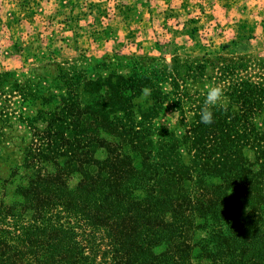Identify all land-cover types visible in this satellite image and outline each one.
Returning a JSON list of instances; mask_svg holds the SVG:
<instances>
[{
	"label": "trees",
	"instance_id": "16d2710c",
	"mask_svg": "<svg viewBox=\"0 0 264 264\" xmlns=\"http://www.w3.org/2000/svg\"><path fill=\"white\" fill-rule=\"evenodd\" d=\"M121 59L0 72V132L36 112L0 137V264H264V53Z\"/></svg>",
	"mask_w": 264,
	"mask_h": 264
},
{
	"label": "rangeland",
	"instance_id": "374dc122",
	"mask_svg": "<svg viewBox=\"0 0 264 264\" xmlns=\"http://www.w3.org/2000/svg\"><path fill=\"white\" fill-rule=\"evenodd\" d=\"M76 6L67 11L64 0H47L44 11H40L34 17L25 16L22 21H10L0 33V72L13 71L16 75H40L53 79L57 75L58 65L66 66V62L82 64L85 60L89 64L105 59L116 64H126L127 60L121 59L124 56L138 54L133 46L126 44L122 38L126 36V31L119 27L116 20L117 14L105 12L100 3H94L92 9L90 0H76ZM74 3V2H73ZM130 16L129 14H120ZM114 18V19H113ZM112 19L113 23H110ZM157 31V30H156ZM159 43L155 49L143 53L147 58H166L171 61L173 54H189L191 57L200 56L204 47L199 44L195 37L188 41H179V44H166V35L157 34ZM181 44V45H180ZM225 48H220L218 53L225 54H257L264 53V44L245 43V40H229L225 43ZM216 46L209 44L212 51ZM251 48L250 51L249 48ZM253 49V51H252ZM216 50V49H215ZM216 52V51H215ZM214 51L210 55H215ZM141 54V53H140ZM95 60V61H94ZM45 84V81H42ZM15 116L12 119L13 127H7L0 132V137L4 139L19 140L29 138L32 132L25 127V118L31 119L36 112L31 105H21L20 102L13 104ZM22 114V121L18 114ZM176 113L168 109L159 119L160 122L172 125L176 120ZM10 160L0 159V178L9 177ZM1 183V182H0ZM13 188L9 184L6 190L0 188V200L9 201V195Z\"/></svg>",
	"mask_w": 264,
	"mask_h": 264
},
{
	"label": "crops",
	"instance_id": "0c3cea01",
	"mask_svg": "<svg viewBox=\"0 0 264 264\" xmlns=\"http://www.w3.org/2000/svg\"><path fill=\"white\" fill-rule=\"evenodd\" d=\"M46 1L0 0V33L8 22L17 24L24 14L34 17L44 11ZM75 1L64 0L62 4L70 11L77 5ZM94 3H100L107 13L117 14L113 21L126 31L122 41L138 54L155 49L159 30L166 35V44L195 37L204 47L201 54L217 52L229 40L264 44V0H90L85 5L93 9ZM209 44H216L212 51Z\"/></svg>",
	"mask_w": 264,
	"mask_h": 264
},
{
	"label": "clouds",
	"instance_id": "9594fccd",
	"mask_svg": "<svg viewBox=\"0 0 264 264\" xmlns=\"http://www.w3.org/2000/svg\"><path fill=\"white\" fill-rule=\"evenodd\" d=\"M151 88L144 86L141 89L140 99H145L151 95ZM227 102V97L224 94L223 88L217 84H208L205 89V99L203 106L199 110L200 122L204 124H211L214 120L213 107L217 105H224ZM78 178H73L69 183L74 186Z\"/></svg>",
	"mask_w": 264,
	"mask_h": 264
}]
</instances>
